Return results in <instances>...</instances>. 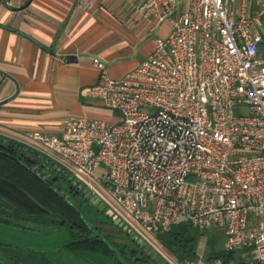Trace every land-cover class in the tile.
<instances>
[{"label":"built area","instance_id":"2783aa9c","mask_svg":"<svg viewBox=\"0 0 264 264\" xmlns=\"http://www.w3.org/2000/svg\"><path fill=\"white\" fill-rule=\"evenodd\" d=\"M1 1L16 8L33 0ZM132 15L169 22L170 31L123 77L93 57L101 76L85 93L119 118L75 116L62 134L32 138L108 203L101 182L133 220L111 208L166 264H201V255L162 256L151 240L181 222L224 230L227 251L264 264V0H137ZM101 166L107 172L96 176Z\"/></svg>","mask_w":264,"mask_h":264},{"label":"crops","instance_id":"0c3cea01","mask_svg":"<svg viewBox=\"0 0 264 264\" xmlns=\"http://www.w3.org/2000/svg\"><path fill=\"white\" fill-rule=\"evenodd\" d=\"M136 3L33 0L10 8L0 0V70L12 77L0 71V135L37 149L32 133L60 135L71 117L118 119L85 93L101 76L93 57L123 77L170 31L169 22L156 27L133 16Z\"/></svg>","mask_w":264,"mask_h":264},{"label":"trees","instance_id":"16d2710c","mask_svg":"<svg viewBox=\"0 0 264 264\" xmlns=\"http://www.w3.org/2000/svg\"><path fill=\"white\" fill-rule=\"evenodd\" d=\"M261 44L259 50L264 56ZM68 171L43 151L0 135V223L24 230L32 229L28 224L68 228L71 240L65 246L110 255L114 264H166L144 245V248L116 249L107 239L94 234L92 224L98 218L97 213L94 211L89 220L80 208L88 190L84 191L86 187H80V182L76 183ZM69 194L79 201L72 200ZM88 200L85 197L87 205L91 202ZM221 237L217 228L200 229L190 222L178 223L158 235L160 243L178 260H199V248L205 238L208 261L221 259L228 264H245L247 261H235L236 253L244 250L227 251L219 243ZM5 245L1 243L2 247ZM8 258L14 263L27 264L14 254Z\"/></svg>","mask_w":264,"mask_h":264},{"label":"rangeland","instance_id":"374dc122","mask_svg":"<svg viewBox=\"0 0 264 264\" xmlns=\"http://www.w3.org/2000/svg\"><path fill=\"white\" fill-rule=\"evenodd\" d=\"M186 1L187 0H183L184 3ZM261 51L262 53H264V35L261 44ZM101 108L102 110L107 112L105 115L109 116V112H114V114L117 113L118 115H120L117 110H114L112 108L103 106H101ZM111 120H115V118H111ZM36 147L38 150L43 151L49 157L59 162L61 166L66 167L70 171H68L67 173H70V175L73 176L75 167L69 161H67L57 153L45 148L40 143L37 144ZM105 172H107V169L104 166H101L97 168L95 175L101 176V174ZM94 183L101 195L107 200L108 203L119 209L124 214V216L126 215L129 218V220H133L119 206V204L114 200V198L102 185L101 182L95 180ZM93 196L94 195H88L87 193V195L85 196L89 198L87 202H91H89V205H87L84 197L82 200V203L84 204L80 206L83 212L82 214H84L88 219L91 218V215L92 213H94V211L97 213L98 221L95 219V222H93L92 224L94 230L93 233L107 239L116 249H129L136 246L144 248L143 244L145 243L138 237L135 228L132 229L133 227H130V222L126 220V218L121 216L122 214H116L115 210L111 208L112 206H110L101 198L98 199L99 204L96 205L99 207L97 208L96 205L92 203ZM70 197L72 198V200L79 201V198L77 197H74L72 195H70ZM97 209H99L100 211H98ZM107 210L110 211V214H108ZM135 223L136 225L140 226L138 222ZM28 226L32 229L24 230L13 225L0 223V264H18L14 263V261L8 258L10 254L19 256V258L22 261L27 262V264H114L115 262L114 257L101 252L82 250L65 246V244L71 240V233L68 228L55 229L53 227L35 224H28ZM217 230L222 234L219 243L224 246L226 235L224 236L223 233L225 234V231L222 229ZM151 240L153 241L154 245L162 252V256L164 255L165 257L172 260L176 259L160 243L159 239ZM1 243L6 244L5 247H2ZM199 253L202 256V259L200 261L201 264H207V262L213 264V260L208 261L206 257L207 255L205 254V238H202ZM250 258L251 255L249 254V252L241 251L236 253L235 261L245 262Z\"/></svg>","mask_w":264,"mask_h":264},{"label":"water","instance_id":"95a60500","mask_svg":"<svg viewBox=\"0 0 264 264\" xmlns=\"http://www.w3.org/2000/svg\"><path fill=\"white\" fill-rule=\"evenodd\" d=\"M1 72H3L4 74H6L7 76H9L10 77V75L8 74V73H6V72H4V71H2V70H0ZM10 78H12V77H10ZM15 80V79H14ZM17 83V82H16ZM18 94V83H17V91H16V93H15V95H13V97L12 98H14L16 95ZM11 98V99H12ZM10 100V99H9ZM25 167H27L32 173H36L32 168H30V167H28L27 165H25ZM37 174V173H36ZM75 182L77 183H79V181L77 180V179H75ZM80 187H83V184H81L80 183ZM88 189L87 188H85V190L84 191H87ZM88 193V195L89 194H91V192L90 191H88L87 192ZM99 199V196H97V195H94L93 196V200H98ZM144 245V244H143Z\"/></svg>","mask_w":264,"mask_h":264},{"label":"flooded vegetation","instance_id":"af4514ba","mask_svg":"<svg viewBox=\"0 0 264 264\" xmlns=\"http://www.w3.org/2000/svg\"><path fill=\"white\" fill-rule=\"evenodd\" d=\"M262 31H263V33H264V18H263V20H262ZM92 195V194H91Z\"/></svg>","mask_w":264,"mask_h":264}]
</instances>
